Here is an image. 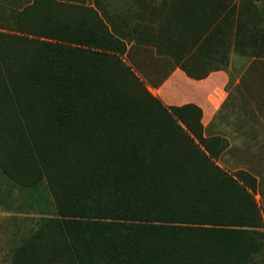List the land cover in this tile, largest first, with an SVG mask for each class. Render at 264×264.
<instances>
[{"label": "trees", "instance_id": "1", "mask_svg": "<svg viewBox=\"0 0 264 264\" xmlns=\"http://www.w3.org/2000/svg\"><path fill=\"white\" fill-rule=\"evenodd\" d=\"M137 52L198 80L239 55L250 82L264 3L0 0V169L44 182L56 214L11 263L264 264L257 178L219 165L229 141L155 97L137 73L153 88L170 73L152 82Z\"/></svg>", "mask_w": 264, "mask_h": 264}, {"label": "rangeland", "instance_id": "2", "mask_svg": "<svg viewBox=\"0 0 264 264\" xmlns=\"http://www.w3.org/2000/svg\"><path fill=\"white\" fill-rule=\"evenodd\" d=\"M116 1L110 0L111 4ZM257 2L259 5L264 3L263 0H257ZM137 53L139 59L144 57L145 60L148 59L147 63L141 65L148 74H151L152 82L157 83L165 78L174 67L173 61L169 58L149 61L155 59L151 56L148 57L143 52ZM235 57H238L236 75L237 72L241 73L247 69L250 60L239 55H232L231 65L233 66ZM127 63L131 62L127 59ZM156 65L160 71L153 72ZM262 67L261 74L264 79V66ZM137 74L144 79L149 91L160 99L158 93L152 90L149 78ZM249 78L256 80V74L251 72ZM162 102L164 103V101ZM220 113L212 126L206 130L207 135L219 134L227 137L230 142L228 150L218 160V163L232 173L238 169H246L259 175L261 194L257 200L264 214V104L257 106L224 105ZM55 215L54 203L44 182L36 188L23 189L15 186L0 169V236L2 237L0 240V264H12L15 249L24 239L35 232L45 219Z\"/></svg>", "mask_w": 264, "mask_h": 264}, {"label": "crops", "instance_id": "3", "mask_svg": "<svg viewBox=\"0 0 264 264\" xmlns=\"http://www.w3.org/2000/svg\"><path fill=\"white\" fill-rule=\"evenodd\" d=\"M153 57L156 59L162 58L155 54H153ZM237 59L238 57H235L234 66L230 65L228 69L212 71L207 77L199 80L190 78L180 66L174 65L167 79L158 88L150 86L152 90L158 93V96L164 101V104L168 106H182L185 104L199 106L203 111L202 123L205 130H207L218 118V115L221 114L220 112L224 105L234 106L247 104L257 106L258 104H264V80H260L263 67L257 65L252 69V73L254 75L256 74V80L242 82V76L247 69L241 73L237 72L235 75L237 71ZM254 111L257 113L255 109ZM225 138L228 140L227 137ZM249 172L259 182L257 198L261 194V180L259 175L255 174L254 171ZM1 239L2 237L0 236Z\"/></svg>", "mask_w": 264, "mask_h": 264}]
</instances>
